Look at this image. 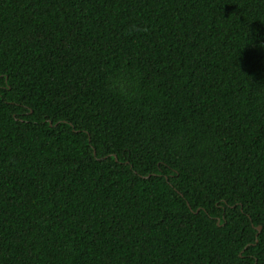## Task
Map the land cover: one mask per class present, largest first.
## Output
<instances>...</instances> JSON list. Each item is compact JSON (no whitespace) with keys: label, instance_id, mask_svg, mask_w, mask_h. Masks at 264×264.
<instances>
[{"label":"trees","instance_id":"obj_1","mask_svg":"<svg viewBox=\"0 0 264 264\" xmlns=\"http://www.w3.org/2000/svg\"><path fill=\"white\" fill-rule=\"evenodd\" d=\"M0 264H264V0H0Z\"/></svg>","mask_w":264,"mask_h":264},{"label":"water","instance_id":"obj_2","mask_svg":"<svg viewBox=\"0 0 264 264\" xmlns=\"http://www.w3.org/2000/svg\"><path fill=\"white\" fill-rule=\"evenodd\" d=\"M255 228L257 229V231L260 229V227H259V226H256Z\"/></svg>","mask_w":264,"mask_h":264}]
</instances>
